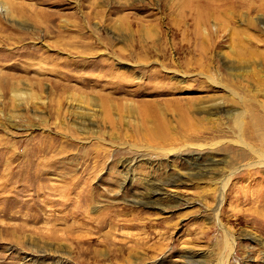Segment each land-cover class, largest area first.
<instances>
[{
  "label": "rangeland",
  "instance_id": "obj_1",
  "mask_svg": "<svg viewBox=\"0 0 264 264\" xmlns=\"http://www.w3.org/2000/svg\"><path fill=\"white\" fill-rule=\"evenodd\" d=\"M105 101L166 111L163 140ZM252 103L264 0H0V264H264V166L228 119Z\"/></svg>",
  "mask_w": 264,
  "mask_h": 264
},
{
  "label": "bare ground",
  "instance_id": "obj_2",
  "mask_svg": "<svg viewBox=\"0 0 264 264\" xmlns=\"http://www.w3.org/2000/svg\"><path fill=\"white\" fill-rule=\"evenodd\" d=\"M107 75L108 76L114 75V76H118L120 78L124 74L121 72H115V71L110 69L109 72L106 73V77H107ZM119 84H122L121 80L116 81V82H110L107 85L118 87V86H120ZM82 99H84V98L82 97ZM88 103H90V102H87L86 104H88ZM101 108L104 111L105 116L107 118L109 115H111L110 111L111 110L113 111V108L119 113H127V114H130L132 116L136 115L139 118V122L134 127V129H135L134 131L138 135L139 140H141V142L148 139V137H152L153 132L158 133L157 136L158 137L160 136V141H162L164 138L163 131L167 129V126L165 125L166 122L164 121L163 116L166 114V111H161L160 109L153 108L152 105H141V106L120 105V106L114 107L108 101H105L102 104ZM179 108L180 107L175 106L173 109L174 110L173 116L174 117L178 116L177 121H176V129L175 130L179 131L180 134L185 136L187 134L186 126L188 124L192 123L191 119L189 118L190 112L188 111V109H183V108L179 109ZM260 108H262L261 105H259L257 103L255 105L250 104V106L248 108L250 110L247 112L248 114H246V116H248L247 119H249L248 122L245 121L247 123H244L245 113H240V114L239 113H236V114L233 113V114H231L232 118H230L231 116H228V119L229 120L231 119L230 121L232 122L233 127L236 128L234 130V134L237 133V137L242 138V140L239 142V144L241 146H244L243 149L240 147V149L237 150L238 153L233 154L234 155L233 158L237 159V160L238 159H240V160L252 159L253 163H254V164H251L250 166H248L246 168L247 169L246 175L248 177H250L254 173H257L256 168H252V167L264 166V158L262 157L263 158L262 159L258 154H256L257 152H255V150L252 149L251 147H249L248 145H246V146H247V150H249V151H245L246 148H245V145L243 144L244 139L245 140L248 139V138H246V136H248L251 139V141L254 140V142L264 144V139H263L264 131H262L263 129L260 130L261 128H264V127H262L264 125V120H262L264 118V108H262V109H260ZM258 109H259V111H257ZM215 112H217V109ZM259 113H262V119L260 118ZM80 125L83 126L84 121ZM258 128H260V129H258ZM216 129L219 130L218 125H217ZM149 130L152 131V133H148ZM196 130L200 131L199 129H196ZM209 130H211V129H209ZM259 132H261V133H259ZM256 133H258V134H256ZM190 135L191 134H188L187 136H190ZM161 137H162V140H161ZM201 137H203V135H199V132H198L197 135H194V136L191 135V137L189 139L191 141H200ZM168 140H174V138L170 137V138H168ZM197 159H198L197 157H192V158L187 159L188 160L187 164L190 166V168L188 169L189 171L186 174L187 178L189 176H193V175L205 177V176H208L212 173L213 165L216 163V161H210L208 164H202V163L200 164L197 161ZM257 161L259 163H257ZM220 164H218V165H220ZM250 168H252V169H250ZM239 178H241V177H239ZM128 181H129V179H128ZM132 181H134V178H132L130 180V182H132ZM178 181H179V179L168 178L162 182L149 183L148 186H150L151 188L150 189L148 188L150 190L148 201L150 203H152L153 201H156L157 199H159L163 195L162 188L164 185L177 183ZM223 182H224L223 186H225V184H226L225 180Z\"/></svg>",
  "mask_w": 264,
  "mask_h": 264
}]
</instances>
